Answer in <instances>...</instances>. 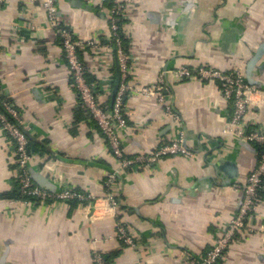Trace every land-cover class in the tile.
I'll return each instance as SVG.
<instances>
[{
  "label": "crops",
  "instance_id": "1",
  "mask_svg": "<svg viewBox=\"0 0 264 264\" xmlns=\"http://www.w3.org/2000/svg\"><path fill=\"white\" fill-rule=\"evenodd\" d=\"M132 0H121L129 2ZM59 14L78 40L102 49H82L91 83L111 107L119 71L111 37V5L58 0ZM121 31L132 62L128 82L138 90L162 85L174 114L157 95L131 92L121 131L129 156L152 154L184 136L192 157L168 156L156 164L120 173L106 199L110 173L120 163L74 87L58 31L42 0H6L0 7V90L21 113L34 155L30 174L50 191L70 188L99 199L23 204L16 151L0 128V264H94L100 252L110 264H182L201 259L238 214L243 194L235 189L256 168L259 154L225 134L232 108L221 103L215 81L181 80L182 66L211 64L241 71L260 92L246 123L264 129V0H135ZM127 225L136 246L118 239ZM258 230L241 232L222 264H264V200L254 220Z\"/></svg>",
  "mask_w": 264,
  "mask_h": 264
},
{
  "label": "built area",
  "instance_id": "2",
  "mask_svg": "<svg viewBox=\"0 0 264 264\" xmlns=\"http://www.w3.org/2000/svg\"><path fill=\"white\" fill-rule=\"evenodd\" d=\"M6 0H0V7ZM89 5H111L110 31L111 37L105 47L114 48L118 57L121 83L111 107H103L99 102L100 95L105 88L101 84L91 83L88 80L87 68L81 57V51L85 48L102 49L97 40L82 42L76 38L73 30L63 23L59 14L58 0H42L47 12L49 24L58 31L65 58L70 66L74 87L79 93L83 106L90 112L97 123L102 136L108 144L112 154L120 163L119 169L110 173L106 185L110 192L106 199L112 209L117 210L120 206L116 195L111 191L118 181L120 173L134 167H143L156 164L160 159L168 156L192 157L194 151L187 145L184 136L179 140L163 144L152 154H140L129 156L125 153L121 139V131L127 128L126 99L131 92H141L147 95H157L159 101L166 105L168 114H174L169 104L170 99L164 95L162 85H152L138 90L128 82L131 56L124 48L121 38V27L126 21V8L135 0L121 2V0H81ZM175 74L181 80L215 81L220 84L221 103L232 108V114L223 132L232 135L238 140L258 145L261 153L256 168L250 173L244 184H236V190L243 194L242 206L231 222L227 231L217 237L212 249L201 259L191 258L182 264H222L226 251L232 242L237 240L241 232L254 233L258 231L254 226V220L259 214L264 200V129H251L246 123V116L253 101V97L260 92L259 88L252 86L241 71L227 72L214 67L211 64H203L198 67H179ZM0 128L12 139L16 151V168L19 175V185L23 204L41 205L55 201H71L74 199L85 202L86 205H96L99 202L91 194L78 193L70 188H64L59 192H52L48 188L39 186L30 174V161L34 150L30 145L29 130L25 126L21 113L16 105L4 97L0 90ZM118 239L128 246H136L126 224L119 222ZM94 264H106L102 254H94Z\"/></svg>",
  "mask_w": 264,
  "mask_h": 264
},
{
  "label": "trees",
  "instance_id": "3",
  "mask_svg": "<svg viewBox=\"0 0 264 264\" xmlns=\"http://www.w3.org/2000/svg\"><path fill=\"white\" fill-rule=\"evenodd\" d=\"M121 38H122V40H123L124 48L127 50L126 39H125V37L123 36L122 31H121ZM256 148H257L258 154H259V156H260L261 148H260L258 145H256ZM19 184H20V183L17 184V185H18V188H17V190L15 191L14 196L12 197V198H14V200H18V201H19V200H22V199L24 198V197L22 196V194H21V191H20V185H19ZM75 191H76V190H75ZM76 192H78V193H82V194H85L84 192H79V191H76ZM70 202H75V203L82 202V203H85V202L80 201V200H77V199L71 200ZM101 254H102V253H101ZM102 256H103L104 260L106 261V264H110V263H109V260H107L106 256H105L104 254H102Z\"/></svg>",
  "mask_w": 264,
  "mask_h": 264
},
{
  "label": "water",
  "instance_id": "4",
  "mask_svg": "<svg viewBox=\"0 0 264 264\" xmlns=\"http://www.w3.org/2000/svg\"><path fill=\"white\" fill-rule=\"evenodd\" d=\"M120 83H121V73H120V67H119L118 77H117L116 84H115V87H114V90H113V101L115 100V97L117 95ZM242 143H243V146L252 149V146H251L250 143H247V142H242ZM38 185L41 186V187L50 189V187L48 185H46V184H44V185L43 184H38Z\"/></svg>",
  "mask_w": 264,
  "mask_h": 264
}]
</instances>
